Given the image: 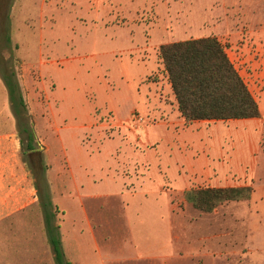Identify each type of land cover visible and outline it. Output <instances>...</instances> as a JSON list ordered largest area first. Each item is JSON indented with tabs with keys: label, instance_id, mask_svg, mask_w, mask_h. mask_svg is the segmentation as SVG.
<instances>
[{
	"label": "rangeland",
	"instance_id": "obj_1",
	"mask_svg": "<svg viewBox=\"0 0 264 264\" xmlns=\"http://www.w3.org/2000/svg\"><path fill=\"white\" fill-rule=\"evenodd\" d=\"M208 37L259 98L264 0H0L2 66L18 75L39 142L30 159L0 75V264H55L35 187L43 179L64 249L76 231L85 240L79 261L264 264V147L254 156L240 135L222 138L237 128L228 124L178 133L167 125L176 117L151 109L176 100L160 47ZM222 148L260 161L255 193L203 213L185 193L217 187L204 171Z\"/></svg>",
	"mask_w": 264,
	"mask_h": 264
},
{
	"label": "trees",
	"instance_id": "obj_2",
	"mask_svg": "<svg viewBox=\"0 0 264 264\" xmlns=\"http://www.w3.org/2000/svg\"><path fill=\"white\" fill-rule=\"evenodd\" d=\"M11 43L10 39H7ZM160 57L168 75L179 111L184 120L193 122H228L261 118L260 106L245 80L216 37L180 41L160 47ZM0 75L6 87L11 109L18 121L25 153H39L34 122L28 114L17 73L3 67ZM39 207L44 218L48 244L55 264H72L68 260L59 223L60 209L54 204L46 179L36 182ZM252 186L198 188L185 193L186 202L203 213H214L231 202L250 201Z\"/></svg>",
	"mask_w": 264,
	"mask_h": 264
},
{
	"label": "crops",
	"instance_id": "obj_3",
	"mask_svg": "<svg viewBox=\"0 0 264 264\" xmlns=\"http://www.w3.org/2000/svg\"><path fill=\"white\" fill-rule=\"evenodd\" d=\"M247 49L243 48L242 52H247ZM261 50V59L260 63H263L264 66V43H260L258 45L257 51ZM233 62V61H232ZM240 73V72H239ZM241 74V73H240ZM242 76V74H241ZM256 80L261 79V86H260V92L258 93L257 98L252 90L248 82L245 80L246 84L248 85L250 91L254 95L255 99L257 100L260 110H261V118L259 119H250V120H240V121H228V122H209V121H201V122H193L188 124L184 118L182 117L177 100H175V104L172 106L170 104H167L166 102L162 101H155V103L152 105V112H154L155 115L163 118V119H171L172 117H176V121L171 122L170 124L168 123L167 125H171L174 130L179 131L178 133L181 132V130H187V131H203L208 129V127H211L212 125H218V124H224V125H231L232 127L237 128H232L228 129L229 131L226 132L222 138L227 137V139L231 140V142L234 144V138L236 135H240L242 139L248 140L244 146H248V149L254 154H258L261 149L264 147L261 145L262 140L264 139V70L258 71L252 75ZM175 96V95H174ZM176 99V97H175ZM215 138L216 134L211 133ZM216 137L215 139H217ZM211 141L210 146L211 148H214L215 145L214 143H218L217 141L214 140ZM232 144V146H233ZM217 148V147H215ZM244 150V147L242 148V151ZM221 154V160L217 158L218 162L215 163V165L212 167H209L207 170L204 171V175L206 176V179H210V177H214L216 182H218L217 187H212V188H226V187H243V186H250L255 182L254 180H257V168L258 164L260 161L257 160V167L256 163L250 167L249 165L246 164L243 158H240V156L244 155V152L241 153H235V150L232 149V154H229V152H224L223 148L221 151L217 152V154ZM226 168H228L226 170ZM203 174V172H202ZM201 174V175H202ZM244 179V181H247L248 179L250 180V183L243 184V185H237L234 184L235 180H241ZM222 182H224V185H221ZM36 187V185H35ZM38 193V192H37ZM255 193V192H254ZM91 225V224H90ZM92 231V232H91ZM93 227L90 226V232L92 233L94 240H95V247L97 242V238L95 237V234H93ZM74 240L76 241V244H73V239H70L68 241L67 249H64L66 252L67 258H73L72 259V264H87L85 259L82 261H79L77 259V253H82L86 248V243L84 239H79V232L76 231L74 232ZM69 239V238H68ZM64 244V243H63ZM64 246V245H63ZM66 246V245H65ZM65 248V247H64ZM69 260V259H68ZM70 261V260H69ZM85 261V262H84Z\"/></svg>",
	"mask_w": 264,
	"mask_h": 264
},
{
	"label": "flooded vegetation",
	"instance_id": "obj_4",
	"mask_svg": "<svg viewBox=\"0 0 264 264\" xmlns=\"http://www.w3.org/2000/svg\"><path fill=\"white\" fill-rule=\"evenodd\" d=\"M38 152H39V151H38ZM25 154H27V155L29 156L30 159L38 155L37 152H35V153H28V152H27V153H25Z\"/></svg>",
	"mask_w": 264,
	"mask_h": 264
},
{
	"label": "built area",
	"instance_id": "obj_5",
	"mask_svg": "<svg viewBox=\"0 0 264 264\" xmlns=\"http://www.w3.org/2000/svg\"><path fill=\"white\" fill-rule=\"evenodd\" d=\"M140 120V119H139Z\"/></svg>",
	"mask_w": 264,
	"mask_h": 264
}]
</instances>
